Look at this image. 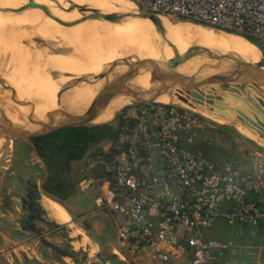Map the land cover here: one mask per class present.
<instances>
[{"label":"built area","instance_id":"built-area-1","mask_svg":"<svg viewBox=\"0 0 264 264\" xmlns=\"http://www.w3.org/2000/svg\"><path fill=\"white\" fill-rule=\"evenodd\" d=\"M133 1L145 14L264 42V0ZM136 105L114 127V140L101 141L98 151L83 156L78 190L94 191V209L116 216V239L131 256L150 254L163 263L237 264L223 256L238 245L205 230L219 218L235 234L242 224L264 223V152L207 157L198 148L210 141L195 111L158 102Z\"/></svg>","mask_w":264,"mask_h":264},{"label":"bare ground","instance_id":"bare-ground-1","mask_svg":"<svg viewBox=\"0 0 264 264\" xmlns=\"http://www.w3.org/2000/svg\"><path fill=\"white\" fill-rule=\"evenodd\" d=\"M9 1L12 0H0V9H7V12H4L3 10L0 11V66L4 63L0 67V77H3L4 80L6 79L19 96L22 95L23 97L30 98L35 102V105L38 104V102L40 103L34 112L37 115L34 114L33 116L38 123L48 124L59 119L66 111L76 114L84 112L95 94L103 90L104 83L109 86H114L121 82L141 88H147L153 83L163 92V94L159 95L155 100L165 103L180 104L212 120L231 124L240 133L244 134L245 137L253 138L264 146V138L260 137L255 130L256 128H264V125L258 126V123L255 122L257 119H262L261 116L264 115V96L261 94V92L264 94L263 84L256 82L250 84V86H244L243 89L245 92L236 93L235 91L228 89L224 93H213L211 95V100L214 102H210V98H208L209 103L211 104L210 106H204L208 104V102L206 104L205 101L201 103L202 101H199L196 98H191L190 96L185 102H183L176 97L174 94L176 77L174 75L164 73L158 78V80L152 82L150 80V73L147 71L148 68L143 67L138 69L136 75L134 74V76L130 78L126 79L124 76L125 72L131 69L137 59L145 58L154 61L150 64L151 67L164 66L169 64L170 61H173L170 63L176 65L178 71L187 74H196L199 77L214 72V70L204 69L202 72L197 73L198 68L202 65L212 64L221 67L227 65V61L219 62L209 58L213 54L227 55L229 57L227 59L228 61L239 59L252 63L258 62L260 60L257 53L259 48L255 44H250L251 42L246 43L243 41L245 38L244 36L242 37V35L237 33L236 35L233 33H225L220 31L223 29L214 27L209 28L210 26L208 27L188 22V20L176 23L168 22L165 24L167 26L154 24L156 22L155 20L163 19L156 17L155 15H162L152 14V19L146 16H137L139 14L137 11L138 8L133 0H96L102 8L111 12L116 4L120 7H125V10L128 12L127 14L122 15L124 17L122 21H109L112 23H108L107 21L108 27L106 25L103 27L105 28V33H103V35L98 33L97 26L99 25L97 24L106 22L98 18L99 14L95 9L102 13L108 12L93 7L90 4L80 6L78 2L68 0L76 5L77 10L70 14L59 16L57 17L58 19L65 20L64 18L74 14L78 15L80 12H89L90 14H93V17L91 16L89 19L87 17L88 20L86 17L85 19H78L79 22H76L75 25L80 23L79 25H81V27L78 29H70L71 32L73 31V33L75 32L76 34L68 36L64 33H59L58 30L52 31L51 28H48V30L42 26V23H47L48 19H52L48 14L49 17H47L46 14L44 16L42 13H39L40 11L34 16L32 14L25 15L23 13H14L5 5V3ZM18 1L21 3V0ZM33 1L37 4L41 2V0ZM14 2L17 3L16 0H14ZM22 2L27 4L28 0H22ZM62 6L66 8L67 5ZM162 17L167 18L166 16ZM74 18L76 19L77 17ZM31 19L36 20V22L33 23ZM69 22L72 21L70 20ZM137 25L142 28L135 30L134 26ZM168 27H173L174 30L171 31ZM131 28L133 31L135 30V32L130 35L132 36V41H125L124 39L125 43H121L122 45H120L123 47V54L119 60H117V49L114 48L116 44L112 43V41H110L109 44L106 43L102 36L112 39V34L126 33V30H128L129 33ZM59 30L60 32H63L61 28H59ZM102 31L104 30L102 29ZM17 36L22 39V41L25 39L27 42L22 44ZM33 37H37L48 43L54 42L55 44L50 48L47 46L36 48L32 45ZM172 39L174 40L171 42ZM162 43H169L165 46L164 51H162ZM142 45H145L146 48L143 46L144 48L142 49ZM3 51L8 52L6 53V56L3 54ZM176 56H178L179 59H177ZM99 63H104L106 66L100 67ZM11 64L15 67L13 66V68ZM114 64L116 66H121V68L112 67ZM82 67L84 68L80 72L79 68ZM50 72H54V74H58V76L61 77L55 79L52 76L53 74L49 76ZM99 72L103 73V78L101 79L96 76ZM5 75H7V78ZM12 79L14 83H12ZM94 81H96V83L89 87ZM6 83L3 85H6L5 88L7 89ZM60 85L61 91H58ZM64 86H66L67 89L64 90L62 95ZM201 90L203 91V89ZM2 92L3 90H0V100L5 101V95L2 94ZM9 93L10 92H8L7 95ZM248 93L250 96L245 97ZM61 95L63 107L59 100ZM218 95L220 96V99L218 98ZM229 98H232V100L235 101V106L231 110L229 109L230 111L226 113L223 112V104L230 101L231 99ZM196 100L199 102H196ZM215 101H221L222 104L218 105L216 108L214 107ZM130 102L131 98L129 96H114L101 112L89 121V123L98 124L105 122L110 115V111L118 110L119 108L128 105ZM241 104H248V106H250L248 115L241 112ZM18 105L19 104L17 103L11 102L4 108L2 106L1 110L6 108V110L3 111L7 116L0 114V129L2 127L18 129L20 128V125L23 124L19 121L20 116H14L17 114L14 112V109H16L15 107ZM35 105H33V107ZM46 111L50 119L42 122L40 121V117ZM13 121H16V123H13ZM8 137H10V135H8ZM2 141H4V139L0 138V142ZM7 184V180H3L1 185L3 187ZM40 202L52 219L60 224L66 222V224L69 223L67 213H65L56 203L45 197H41ZM69 235L74 237V234H70V232ZM79 245L81 244H77V246Z\"/></svg>","mask_w":264,"mask_h":264},{"label":"rangeland","instance_id":"rangeland-1","mask_svg":"<svg viewBox=\"0 0 264 264\" xmlns=\"http://www.w3.org/2000/svg\"><path fill=\"white\" fill-rule=\"evenodd\" d=\"M70 1H74V2L76 1L79 3L80 6L81 5L85 6L86 4H90L93 7L103 9V10L107 11L108 13H110L111 15H113L116 18V21L117 20L122 21L124 19V17L122 15L128 13L125 10V7H123V6L120 7L117 4L114 5L115 8H113V11L111 12L109 10L102 8L96 0H70ZM16 2L17 3H15L14 0H12V1L5 3V5L11 11H13L14 13L17 12L18 14H21V13H23L25 15L32 14L34 16L40 11L39 13H42L44 16L46 14L47 17H49V16L52 17V19L47 20V23L46 22L42 23V26H44L45 29L51 28L52 31L58 30L59 33H64L65 35H68V36L76 34L75 32L73 33V31L71 32L72 29H78L81 27V25H79L80 23H78V25H75L76 22H79L80 18L85 19V17H86V19H87V17H88V19H89L93 15V14H90L89 12H80V13H78V15L74 14V15H70V16L64 18L65 20L58 19L57 17H59V16H64V15L70 14V13L74 12L75 10H77L76 5L72 2H69L68 0H41V2L39 4L45 5L47 7L49 16L44 11L40 10V8L30 7L29 5H27L28 2H27V4L23 3L22 0H21V3L18 0H16ZM62 5H67V6L65 8ZM87 8H88V6H87ZM2 10L5 12L7 9L6 10H5V8L0 9V11H2ZM137 11L139 13L137 16L140 17V11L139 10H137ZM95 16H98V15H95ZM155 16L163 18V19L155 20L156 22L154 24H161L164 26H167L165 24L168 22L176 23L179 21H187V20H181V19H175V18H169V17L165 18V17L157 16V15H155ZM74 17H77V18L75 19ZM55 18L58 19L59 22L56 21ZM98 18H100V19H102V21L106 22V23H102V24H97V25H99V26H97L98 27L97 28L98 33L103 35V33H105V28H103V27H105V25L107 26L108 20H104L101 16H98ZM66 19H68V20H66ZM70 20L72 22H69ZM32 21H33V23L36 22V20H32ZM188 22H191V21H188ZM108 23H112V22L108 21ZM193 23H195V22H193ZM59 28H61L63 30V32H60ZM101 28L104 31H102ZM140 28H142V27H140L138 25L134 26L135 30H138ZM168 28L171 31L174 30L173 27H168ZM209 28H211V27H209ZM131 29L129 30V33H128V30H126L127 34L124 32L116 33L115 34L116 36L112 34V36H113L112 39L102 36L103 40L106 43L109 44L110 41H112V43L116 44L114 48L117 49V53H116V55H118L117 60H119V58L123 54L122 53L123 47L120 45H122L121 43H125L124 39H125V41H132V36H130V35L133 34L135 32V30L133 31V29H132V32H131ZM220 31L225 32V33H231V32H227L225 30H220ZM233 34L236 35V33H233ZM123 36L124 37L126 36V37L124 38ZM239 37H241V36H239ZM17 38H18V36H17ZM33 38L34 39H32V45H33V47H36V48H38V47L41 48L43 46H47L48 48H50V47L54 46V44H55L54 42H49V43L44 42L43 40H41L37 37H33ZM18 39H20V38H18ZM173 40L174 39H172L171 42ZM19 41L22 44L23 43L25 44L27 42L25 39H23V41H22V39H20ZM243 41H245L246 43L249 42L245 38L243 39ZM116 42L119 44H117ZM171 42H169V43H171ZM258 42L260 43V45L264 49V42H261L259 40H258ZM169 43H167V44L162 43L161 44L163 47L162 51H164L165 46L168 45ZM250 44H252V43H250ZM143 46L146 48L145 45H142L141 46L142 49L144 48ZM6 53H8V52L3 51V54L5 56H6ZM257 53H258V58L260 60L262 59L261 61H262V64L264 65V52L261 53V50L259 49V51ZM100 55H101V53H100ZM145 59H147V58H145ZM99 60H100V58H99ZM3 64L4 63H2L1 66ZM99 64H100V67L106 66L104 63L103 64L99 63ZM210 65H212V64H210ZM13 66L14 65H12V67ZM112 67H120L121 68V66H116L115 64L112 65ZM83 68L84 67L79 68L80 72L82 71ZM51 74H53L52 76L55 79H58L59 77H61V76H58V74H54V72H52V73L50 72L49 76H51ZM5 77L7 78V75H5ZM1 78H3V77H1ZM4 81H5V83L7 82L6 79ZM12 83H14L13 79H12ZM95 83H96V81L92 82L89 85V87L93 86ZM166 83H168V82H166ZM6 84H7V89L5 88L6 85H3V83L0 82V85H2V86H0V90H3L2 94L5 95L4 96L5 101L0 100L1 101L0 102V107H1L0 108V114L3 116H7V115L4 112L6 110V108L3 109L4 111L1 110L2 106L4 108L5 106H8L11 102L15 103L13 100V96H12L13 95L12 89L14 90V88L9 84V82H7ZM60 88H61V85L59 86L58 91H61ZM199 89H203V92L205 90L203 88V86H201ZM7 91L10 92L8 95H11V96L7 95V93H8ZM226 91L227 90L222 91V92L219 91V93H224ZM63 93H64V88L62 90V95H63ZM16 94L17 93L15 92V95ZM212 94H213V92L210 94V96L207 95V99L210 98V102H214L213 100H211ZM261 94L264 96V94L262 92H261ZM17 95H16V97L18 99L21 98L20 100H22V99L28 100L29 99L31 101V103H32L31 106H32V111H33V116H34V114H36V113H34L35 109L38 107V104L40 105V103L38 102V104L35 105V102H33L30 98L23 97L22 95H20V96L18 95L20 97L19 98ZM62 95H61V98L59 100H60L61 106L63 107ZM189 96L191 98H195V97H193V95L191 93ZM8 97H9V99H8ZM232 98H233V96H232ZM232 98H229V99L232 100ZM198 100L202 101L200 99H198ZM199 101L196 100V102H199ZM203 101H205V104L208 102L206 100H203ZM203 101L201 103H203ZM230 101H228V102H230ZM232 101L230 103L226 102L225 104H223L224 105L223 112L227 113L232 108H234L235 101H233V102ZM90 103H91V101H90ZM89 104H88V106H89ZM210 104L211 103L208 102V104H206L204 106H210ZM220 104H222L221 101H215V105L214 104L213 105H214V107L217 108V106ZM33 105H35V106L33 107ZM136 106H137L136 104L131 102L128 105L119 108L118 110L110 111V115L105 122L98 123V124L87 123L85 125L111 124L112 126L115 127L116 124H118V122L121 120L122 115L131 114L133 112V110L136 108ZM19 107L21 108V110ZM26 107L27 106H25V107L24 106L21 107L20 105L16 106L15 107L16 109H14V112L17 114H15V115L13 114L14 116H16V115L20 116L19 121L23 124H24V121L22 120V117L27 114V111L29 109ZM21 112H22V114H21ZM45 113L40 117V121H42V122L44 120L46 121V120L50 119V117L47 115V111ZM196 114H197L199 121L202 125L203 134L206 137H208V140L210 141L209 144H205L206 147H205L204 153H206V150H208V152L210 153V155L214 159L221 160L224 158L226 159V157L233 158V157H237L241 152L243 154V153H247L250 150H259V151L264 152V146L262 144L258 143L253 138H249L247 136L245 137V135L240 133L233 125L228 124L226 122H220V121L218 122V121L212 120V119L205 117L202 114L197 113V112H196ZM261 117H262V119H257L255 121L258 123V126L264 125V115H262ZM13 123H16V121H13ZM257 123H256V125H257ZM19 142H20V144L26 146V148H24V150L18 151L20 158L16 157L15 154H12L10 159H9V156L6 155L3 159V161L0 163V192H1V188L5 187V186L2 187V185H1L2 181L7 180V182H8V186L6 185L7 192L14 191V195L12 197L13 198L16 197L14 199L15 201L10 198L12 211H13V202H16L15 205H18L20 207V209H19V212L18 213L16 212V214L14 216L12 211L8 210V208L4 209V208L0 207V227L2 225L5 226L4 231L6 232L5 233L7 236L6 238L8 239V245L3 246L2 247L3 250L4 251L10 250L12 245H14L13 247L18 248L19 252H21V254L24 256L26 254L27 250H29V247L31 246L30 243L33 240H36V244L38 246H41L42 248L45 246H43L39 242V240L36 239L34 232H32L26 224V217H25V215L27 213L26 204H22V202L20 200H19V202L16 200H17V197H19V195H21V197L26 198L25 192H24V187L27 186V182H26L27 180H29L31 182H36L37 180H39L40 186L42 187L43 181H44L47 173H46V169H45L43 162L38 158L36 153L33 152V144L31 142V140L30 139H21ZM2 144H4V141L0 142V147ZM203 144L204 143H201L200 145L202 146ZM96 148H99V147H97V145L91 147L89 149L88 153H92ZM227 152L229 154H227ZM201 153H203L202 150H201ZM8 159H9L8 168L6 171H3V168L5 167ZM81 168H82L81 167V160L80 161H74L71 163V170L72 171L70 172V176L73 179V181L75 180V177L78 175V174L76 175V171H78L80 173V171L78 169H81ZM41 192H42V197L48 198L52 202L56 203L60 208H62L64 210L65 213H67V216L69 217V219H68L69 223L66 224L67 223L66 222L64 224L66 226H68V228L70 229V234H74V238H77L78 236H80V239L74 240V243L76 244V246H77V244H81V245L77 246L76 248L73 247L79 254L78 258H81L84 254H86L88 264H90V262H95L96 264H101L100 260L97 257L98 255H100L106 259V264H107V262H108V264H160V263L156 262L154 259L150 258L149 256L144 255V256H142V258H138L136 256L132 257L130 255H127L124 252V248L121 247L118 244V241L116 240V224H117L116 216H114L113 214H111L110 212H108L106 210H95V209L93 210L92 209L93 198L96 195L94 191H88V192L82 193L78 190L77 183H76L75 192L70 197H68L67 199L62 200V201L54 199L51 196H48L44 192L43 188H41ZM10 213H12L13 217L7 215ZM47 217H48V219L52 220L51 216H49L48 213H47ZM12 218H14L13 221H11ZM34 224L39 225V226L44 225V224L37 222V221H34ZM246 225L248 226V224H242V226H241L242 232L235 234L233 232V230L231 229V227L227 224L226 220L224 218H219L216 221H214L208 229L210 231H212V235L217 236L219 239H222L224 241L231 239V241L233 243H235L237 241V239L239 238V240L237 242H239V243L248 242V245L254 254H264V229H260V230H254L253 229L254 231H252V233H248L249 232L248 229H250V228L245 227ZM249 226L251 227V225H249ZM252 227H255V226H252ZM13 228H16L17 230H19L20 234H18V235L16 233L12 234V232H14ZM250 235L252 236L251 239L250 238L248 240L244 239L245 237L248 238ZM46 238L49 240L54 239V240L60 242V244L63 242V240L61 238H59V236H53V237L46 236ZM240 239H242V241ZM52 252H54V251L52 250ZM118 252L120 254H117ZM54 253L57 254L56 252H54ZM1 257H2L1 258L2 261L0 264H10L9 255H3ZM123 257H124V259H123ZM61 260H65L64 263H62V264H76L69 257H65V259H61ZM22 262L24 264H26L25 260H22ZM80 264H82V262H80Z\"/></svg>","mask_w":264,"mask_h":264},{"label":"water","instance_id":"water-1","mask_svg":"<svg viewBox=\"0 0 264 264\" xmlns=\"http://www.w3.org/2000/svg\"><path fill=\"white\" fill-rule=\"evenodd\" d=\"M28 5L30 7L40 8L45 13L49 14L45 5L37 4L33 0H28ZM95 11L104 20L116 21V18L111 14L102 13L97 9H95ZM140 15L152 19V14H145L140 11ZM55 20L58 21V19L56 18ZM176 58L179 59L178 56H176ZM209 58L217 60L219 62L227 61V65L225 67L210 64L202 65L198 68L197 73L202 72L204 69L214 70V72H211L203 77H199L196 74H187L178 71L176 69L177 66L170 63L173 61H170L169 64H166L164 66L151 67L150 64L154 62L153 60L137 59L135 64L132 65L131 69L125 72L124 76L126 77V79L130 78L134 76V74L136 75L138 69L143 67L148 68L147 71H149L150 73V80L152 82L158 80V78H160V76L164 73L174 75L176 77L174 94L183 102H185L187 98H189L190 93L196 99H200L202 101L206 100L209 102V100L207 99V95L210 96L212 92L216 93L219 91L222 92L230 89L235 91L236 93H239L245 92V90L243 89L244 86H250V84L256 82L264 85V65L262 64V59L255 63L246 62L239 59H232L231 61H228L227 59L229 57L223 54H213ZM96 76L97 78L101 79L103 78V73L99 72ZM0 82L3 84L5 83L4 79L1 77ZM201 86L204 87L206 92H203L201 89H199ZM65 89H67L66 86H64V90ZM12 91L14 102L19 104L21 107L27 106L29 109L27 114L22 117L24 125H21L20 128L17 129L2 127L0 129V138L4 139V144H2L0 147V163L3 161L6 155H11L14 145L21 139L31 140L34 138L46 137L68 127L85 125L89 123V121L95 118L114 96H129L131 98V102H133L134 104L149 102L165 103L155 100L159 95L163 94V92L158 86L154 85L153 83L147 88L134 87L121 82L115 84L114 86H109L104 83L103 90L95 94L91 103L86 108V110H84V112L76 114L66 111L59 119L48 124H40L35 118H33L31 101L26 99H18L15 95V91L13 89ZM249 96L250 94L248 93L245 97ZM218 98L220 99V96ZM249 109L250 106H248V104H241L240 106V110L243 114L248 115ZM255 130L260 137L264 138V128H256ZM8 135H10V137H8ZM7 168L8 166L6 164L3 168V171H6ZM26 182L28 184V186L24 187L26 198L20 197V201L22 202V204H26L27 213L25 217L28 218V221L26 223H29L30 230L34 232L36 239H38L43 246L49 248L50 250H53L58 255L71 258L76 264H80V262H82V264H88L87 255L84 254L81 258H78L79 254L72 245V242L76 239H80V236H78L77 238L71 237L69 235L70 230L65 224H60L54 219H48L47 211L40 202L42 197V187L39 186L37 182H31L29 180H27ZM6 189V186L1 188L0 207L4 209L8 208V210L12 211L10 198L14 195V191L7 192ZM34 221L40 222L44 225H36L34 224ZM46 236H59L63 240V242L61 244H56L55 242L47 239ZM97 257L100 260L101 264H106L105 258L100 255H98ZM90 264L96 263L90 262Z\"/></svg>","mask_w":264,"mask_h":264},{"label":"trees","instance_id":"trees-1","mask_svg":"<svg viewBox=\"0 0 264 264\" xmlns=\"http://www.w3.org/2000/svg\"><path fill=\"white\" fill-rule=\"evenodd\" d=\"M243 36L263 52V47L256 39L247 35ZM115 138L114 126L99 124L72 126L46 137L31 139L34 151L43 162L47 173L42 184L44 192L60 201L70 197L75 192V185L81 175L76 171V175H78L73 181L70 176L71 163L80 161L91 147L101 141L114 140ZM205 147L201 146L199 149L205 156L212 157L208 150L204 153ZM98 150L99 148H96L94 151ZM78 170L80 171V169Z\"/></svg>","mask_w":264,"mask_h":264},{"label":"crops","instance_id":"crops-1","mask_svg":"<svg viewBox=\"0 0 264 264\" xmlns=\"http://www.w3.org/2000/svg\"><path fill=\"white\" fill-rule=\"evenodd\" d=\"M19 141L16 142V144L14 145L13 150L11 152V155L12 154H15V156L18 157V158H20V155H19V152L18 151L19 150L20 151L21 150H24V148H26V146L20 144ZM33 152L35 153L34 147H33ZM240 154H242V152ZM240 154L238 156H240ZM11 155L9 156V159H10ZM226 158H230V157H226ZM9 159L6 162L7 166H8V163H9ZM246 163H247L246 165H248V167H249V163L248 162H246ZM36 182L40 186V183H39L40 181L37 180ZM7 186H8V184H7ZM20 197H21V195H19V197H17V200L16 201L19 202ZM15 198L11 197V199H13V200ZM15 204H16V202H13V211H12V213L14 214V216H15L16 212L17 213L19 212V209H20V207L18 205H15ZM92 209L94 210L93 204H92ZM12 213L7 214V215L8 216H12ZM13 220H14V218H12L11 221H13ZM245 227L250 228V229H248V231H249L248 233H252V231H254V230L264 229V223L260 224L259 226H255V227H252L251 226L252 228L249 225L248 226L246 225ZM4 228H5L4 225H2L0 227V255L1 256H3V255H9V257H10L9 258L10 259V264H24L22 262V260H25L26 261V264H62V263H64L65 260H61V259H65L64 256H60L58 254H55L49 248H46V247H43L42 248L41 246H38L36 244V240H33L30 243L31 246L29 247V250H27V252H26V254L24 256L21 254V252H19L18 248L13 247L14 245H12V247H11L10 250L4 251L2 247L5 246V245H8V239L6 238L7 236L5 234L6 232L4 231ZM208 228L205 230L208 235H210V236H212V237H214V238H216V239H218V240H220L222 242H232L231 239H228L227 241H224L222 239H219L217 236L212 235V231H210ZM13 230H14V232H12V234L13 233H16L17 235L20 234V231L17 230L16 228H13ZM249 238L251 239L252 236L250 235L248 238L245 237L244 239L245 240H248ZM50 240L52 242H55L56 244H60V242H58V241H56L54 239H50ZM238 240H239V238L237 239V241ZM240 240L242 241V239H240ZM237 241L236 242L234 241V242H235L236 245H238V247L237 248H234L232 251L231 250H226V254H224V256H223L224 259L231 260V261H233V262H235L237 264H254L256 262H259L260 264H264V254H254L251 251V248L250 247H249V249L247 251H243L241 249L242 246H249L248 245V242L239 243ZM72 244H73V247L75 248L76 247V244L75 243H72ZM124 252L126 253L125 250H124ZM117 254H120V253L118 252ZM127 255H129V254H127ZM144 255L149 256L150 258L154 259V257L152 255L145 254V253L144 254H139L136 257L142 258V256H144ZM1 256H0V263L2 261V259H1L2 257ZM132 257H134V256H132ZM123 259H124V257H123ZM154 260L156 262L160 263V264H183L184 263V259L176 260V261H171V262H167V263L159 262L156 259H154ZM107 264H108V262H107Z\"/></svg>","mask_w":264,"mask_h":264},{"label":"flooded vegetation","instance_id":"flooded-vegetation-1","mask_svg":"<svg viewBox=\"0 0 264 264\" xmlns=\"http://www.w3.org/2000/svg\"><path fill=\"white\" fill-rule=\"evenodd\" d=\"M27 186H28V184H27ZM26 187V186H25ZM24 192H25V190H24ZM25 194H26V192H25ZM28 221V218H26V222ZM27 224V226L29 227V223H26ZM31 224V223H30ZM29 229H30V227H29Z\"/></svg>","mask_w":264,"mask_h":264}]
</instances>
